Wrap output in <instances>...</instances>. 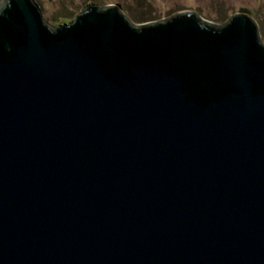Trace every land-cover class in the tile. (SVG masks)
Instances as JSON below:
<instances>
[{"label":"water","instance_id":"water-1","mask_svg":"<svg viewBox=\"0 0 264 264\" xmlns=\"http://www.w3.org/2000/svg\"><path fill=\"white\" fill-rule=\"evenodd\" d=\"M0 264H264V46L241 10L56 28L0 2Z\"/></svg>","mask_w":264,"mask_h":264},{"label":"rangeland","instance_id":"rangeland-1","mask_svg":"<svg viewBox=\"0 0 264 264\" xmlns=\"http://www.w3.org/2000/svg\"><path fill=\"white\" fill-rule=\"evenodd\" d=\"M2 0H0L1 2ZM40 7L43 22L56 28L69 23L87 4L118 6L135 25H145L177 13L194 12L214 25L225 23L230 16L248 11L264 46V0H34Z\"/></svg>","mask_w":264,"mask_h":264}]
</instances>
